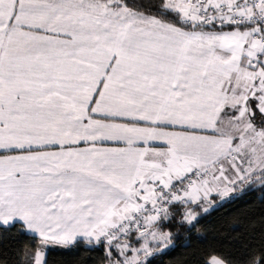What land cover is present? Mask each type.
Here are the masks:
<instances>
[{
    "label": "snow or ice",
    "instance_id": "1",
    "mask_svg": "<svg viewBox=\"0 0 264 264\" xmlns=\"http://www.w3.org/2000/svg\"><path fill=\"white\" fill-rule=\"evenodd\" d=\"M54 252L264 264V0H0V264Z\"/></svg>",
    "mask_w": 264,
    "mask_h": 264
},
{
    "label": "trees",
    "instance_id": "2",
    "mask_svg": "<svg viewBox=\"0 0 264 264\" xmlns=\"http://www.w3.org/2000/svg\"><path fill=\"white\" fill-rule=\"evenodd\" d=\"M249 206L244 202H238L237 204L228 205L226 208H222L219 212L215 213L214 216L209 217L211 220H219L224 214H235L240 210H248ZM256 213L259 212V207L254 209ZM180 252L173 254V257H166V260L179 257ZM81 257L76 254H62L61 252L52 253L51 259L53 264H76V261Z\"/></svg>",
    "mask_w": 264,
    "mask_h": 264
}]
</instances>
